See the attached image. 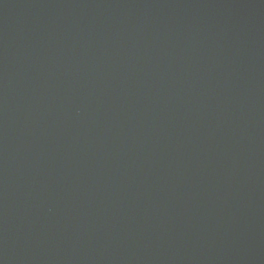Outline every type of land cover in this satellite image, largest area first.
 Here are the masks:
<instances>
[{
	"label": "water",
	"instance_id": "obj_1",
	"mask_svg": "<svg viewBox=\"0 0 264 264\" xmlns=\"http://www.w3.org/2000/svg\"><path fill=\"white\" fill-rule=\"evenodd\" d=\"M0 264H264V0H0Z\"/></svg>",
	"mask_w": 264,
	"mask_h": 264
}]
</instances>
